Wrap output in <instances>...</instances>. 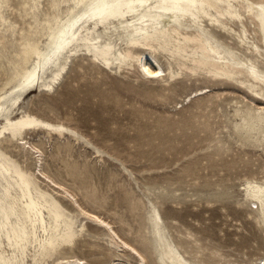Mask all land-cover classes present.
I'll return each instance as SVG.
<instances>
[{"label":"rangeland","instance_id":"rangeland-1","mask_svg":"<svg viewBox=\"0 0 264 264\" xmlns=\"http://www.w3.org/2000/svg\"><path fill=\"white\" fill-rule=\"evenodd\" d=\"M65 1L0 0V87L15 81L30 42L43 39L54 14L67 8ZM151 55L166 72L157 86L133 70H110L88 55H78L67 61V73L53 93L33 86L24 94L20 111L59 121L80 135L44 133L45 164L82 206L111 221L115 231L138 249L144 241L151 243L149 213L154 204L175 243L188 254L213 253L211 247L225 241L227 247H216V256L227 248L232 264L258 263L264 258V236L246 210L252 204L239 202L245 177L260 168L264 157L261 148L252 152L235 143L230 129L236 106L242 100L251 102V92L234 82L213 85L197 72L169 80L171 57L158 49ZM201 88L204 94L188 102L187 97ZM230 97L234 100H227ZM64 162L74 166L73 176L64 173ZM56 196L76 209L66 194ZM127 223L133 232H128ZM78 233L75 244L60 249L61 254L78 253L84 263L121 259L139 264L109 229L88 226Z\"/></svg>","mask_w":264,"mask_h":264},{"label":"bare ground","instance_id":"bare-ground-1","mask_svg":"<svg viewBox=\"0 0 264 264\" xmlns=\"http://www.w3.org/2000/svg\"><path fill=\"white\" fill-rule=\"evenodd\" d=\"M65 3L64 13L54 14L42 33L43 39L30 42V52L24 56V65L15 81L0 87V264H94L84 263L78 253L59 252L71 248L78 232L88 226L109 229L123 247L132 251L128 255L139 264H232L226 258L230 249H222L216 256L219 250L216 247H227L225 241L212 246L213 253L188 254L182 245L175 243L154 204L149 213L151 243L146 245L144 241L138 249L123 239L111 221L82 206L44 162V133L80 135L59 121L22 112L20 108L24 94L33 86L43 93H53L67 73V61L78 55H88L110 70H133L138 78L157 86L166 75L160 61L151 55L158 49L173 60L168 67L169 80L179 74L188 76L197 72L213 85L234 82L251 92V102L242 100L236 106L230 129L235 143L249 147L252 152L261 148L264 157V0H66ZM136 45L150 52L136 50ZM202 89L189 95L187 101L204 94ZM227 100L233 101L234 97ZM47 106L57 114L52 104ZM34 133L39 134L38 139ZM64 169L67 176L74 175L73 165L64 162ZM42 183L51 187L52 192ZM60 192L74 201L76 209L69 200L62 203L57 199ZM241 195L239 204H252L246 210L264 236V162L245 177ZM126 226L129 233L133 232L129 223ZM243 245L244 241L237 249ZM258 260L256 264H264V258ZM109 264L130 263L113 259Z\"/></svg>","mask_w":264,"mask_h":264}]
</instances>
